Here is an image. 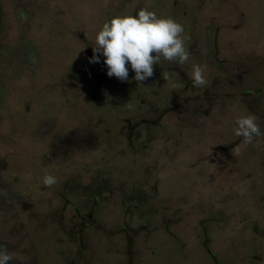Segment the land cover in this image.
Returning a JSON list of instances; mask_svg holds the SVG:
<instances>
[{
    "label": "rangeland",
    "instance_id": "rangeland-1",
    "mask_svg": "<svg viewBox=\"0 0 264 264\" xmlns=\"http://www.w3.org/2000/svg\"><path fill=\"white\" fill-rule=\"evenodd\" d=\"M141 8L183 25L189 59L108 77L103 55L90 63L95 35ZM247 115L264 133V0H0V251L9 264H264V136L232 154Z\"/></svg>",
    "mask_w": 264,
    "mask_h": 264
},
{
    "label": "clouds",
    "instance_id": "clouds-1",
    "mask_svg": "<svg viewBox=\"0 0 264 264\" xmlns=\"http://www.w3.org/2000/svg\"><path fill=\"white\" fill-rule=\"evenodd\" d=\"M184 27L172 18H160L154 11L141 8L136 15L114 16L106 21L95 35V46L90 63H99L100 55L105 57L107 76L127 81L131 69L134 79L143 82L154 75V66L161 60L185 64L189 52L185 47ZM165 81L172 77L162 72ZM191 79L194 87H204L207 80L204 68L193 64ZM172 88L182 87L172 83ZM255 115L238 117L234 134L243 138V145L233 149V155H239L242 146L253 143L254 138L264 136ZM57 183L53 175H45L43 184L52 187ZM13 256L6 250L0 251V264H9Z\"/></svg>",
    "mask_w": 264,
    "mask_h": 264
},
{
    "label": "trees",
    "instance_id": "trees-1",
    "mask_svg": "<svg viewBox=\"0 0 264 264\" xmlns=\"http://www.w3.org/2000/svg\"><path fill=\"white\" fill-rule=\"evenodd\" d=\"M144 122H147V121L145 120ZM89 214H90L89 212H88V213L85 212V216H88ZM82 218H83V217H82ZM86 225H87V224H86L85 221L81 222L79 232L82 233V232H83V229L86 227ZM125 229H126V230H125ZM125 229H124V231L127 232L128 229H127V228H125ZM128 231H129V230H128ZM81 239H83V237H81ZM207 241H208V240H207V237H206L205 240L203 241V244H204L205 247H207V245H208V242H207ZM130 244H131V243H130ZM129 250H130V249H129ZM210 252H211V251H210Z\"/></svg>",
    "mask_w": 264,
    "mask_h": 264
},
{
    "label": "flooded vegetation",
    "instance_id": "flooded-vegetation-1",
    "mask_svg": "<svg viewBox=\"0 0 264 264\" xmlns=\"http://www.w3.org/2000/svg\"><path fill=\"white\" fill-rule=\"evenodd\" d=\"M175 67H176V66H175ZM175 67H174V68H175ZM164 70H166V71L168 72V69L165 68ZM170 71H171V70L169 69V74L171 73ZM131 83H133V81H131ZM133 84L135 85V83H133ZM135 89H137L136 85H135L134 90H135ZM143 121H145V120H143ZM1 168H2V165L0 164V169H1ZM86 213H87V212H86ZM81 214H82V213H80V212L77 213V215H78V217L80 218V220H83ZM88 216L90 217L91 214H89ZM80 225H81V223H80ZM127 231H128V230H127ZM128 232H129V231H128ZM78 233H80V232H78ZM77 263H78V264H81V262H77Z\"/></svg>",
    "mask_w": 264,
    "mask_h": 264
}]
</instances>
